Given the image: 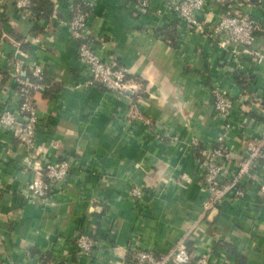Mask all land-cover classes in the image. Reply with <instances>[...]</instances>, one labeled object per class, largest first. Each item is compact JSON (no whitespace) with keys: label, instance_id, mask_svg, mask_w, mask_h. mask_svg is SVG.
<instances>
[{"label":"crops","instance_id":"0c3cea01","mask_svg":"<svg viewBox=\"0 0 264 264\" xmlns=\"http://www.w3.org/2000/svg\"><path fill=\"white\" fill-rule=\"evenodd\" d=\"M14 1L0 0V113L1 100L13 89L12 57L20 66L27 64L25 55L15 53L17 38L29 41L26 51L42 61L51 87L35 96L40 119L36 154L0 130V264H37L40 259L135 264L133 246L165 254L187 233L193 258L237 264L223 246L228 243L246 264H264V168L254 169L258 183L249 186L246 198L225 203L213 215L204 210L201 184L202 151L222 128L210 89L219 84L236 100L229 146L234 161L241 160L250 134L246 127L253 129L254 140L264 132V64L236 67L229 77L227 54L190 31L177 15L165 10L161 16L140 15L137 0H94L90 29L103 34L106 47L128 69L134 89L115 97L102 85L84 87L90 77L80 68L78 42L69 32V0H46L54 5L52 15L34 21L22 18ZM262 1L246 10L261 27L259 47L264 45ZM154 5L163 8L160 2ZM236 74L244 87L236 83ZM138 112L142 121L134 117ZM165 132L170 137H156ZM63 159L75 166L66 194L52 203H28L22 193L37 163ZM234 169L235 164L229 171ZM136 186L145 188L143 207L130 200ZM99 196L107 204L96 202ZM81 229L96 242L90 258L75 246Z\"/></svg>","mask_w":264,"mask_h":264},{"label":"built area","instance_id":"2783aa9c","mask_svg":"<svg viewBox=\"0 0 264 264\" xmlns=\"http://www.w3.org/2000/svg\"><path fill=\"white\" fill-rule=\"evenodd\" d=\"M155 2L163 6L157 9ZM262 0H137L136 11L140 15L161 16L163 11L177 15L179 20L192 32L204 37L212 46L222 49L231 62L226 75L233 77L236 67L247 63L252 66L264 64V45L257 46V32L261 29L258 22L246 10L262 4ZM94 0H69L68 27L70 35L78 42L77 57L80 68L90 79L84 87L102 85L115 97H120L126 91H133L126 67L120 64L117 56L106 47L103 34L90 29V18L94 10ZM15 9L22 18L36 20L37 15L31 11L32 0H15ZM5 38V37H4ZM3 39H0V43ZM28 40L17 41L14 44L15 53L23 54L27 64L20 66L15 56L11 62L9 79L13 89L7 91L3 110L0 113V130L10 133L30 152L36 154V133L40 124L35 96L46 93L50 85L46 80V70L42 61L31 51H23L22 44ZM39 43L38 40L34 42ZM40 52L44 48L37 44ZM15 55V54H14ZM22 64V63H21ZM217 118L222 121L221 132L209 148L202 151L204 163L201 170V184L206 194L203 203L206 212L221 208L227 202L243 200L250 193L249 186L258 183L254 169L264 168V132L259 140L249 136L244 138L245 156L234 161L233 150L229 146V136L233 130L231 116L235 108L233 95L215 84L210 89ZM137 114V115H136ZM134 117L142 121V113ZM157 138L170 137L168 133L156 134ZM176 140V138H174ZM235 169L230 172V167ZM35 177L24 188L23 197L30 204L52 203L59 196L66 194V181L70 177L73 166L68 159L37 163ZM264 192V186H261ZM145 188L136 186L130 193V200L136 207H143ZM100 196L96 202L107 204ZM191 234L187 233L167 253H158L152 249L133 246L130 255L135 264H193L188 245ZM78 254L90 258L96 247L94 236L86 230H80L75 239ZM215 263V262H214ZM208 256H201L195 264H214ZM37 264H51L40 259Z\"/></svg>","mask_w":264,"mask_h":264},{"label":"trees","instance_id":"16d2710c","mask_svg":"<svg viewBox=\"0 0 264 264\" xmlns=\"http://www.w3.org/2000/svg\"><path fill=\"white\" fill-rule=\"evenodd\" d=\"M32 1H33V6L31 7V11L34 14H36L37 17H39V18H41V17H49V16L52 15V13L54 11V5L51 2L46 1V0H32ZM17 39L18 40H16V41H19V42L22 41V39L20 40V38H17ZM27 48H28V44H22L21 49L24 50V52L26 51ZM235 80H236V83L238 85H240L241 87H244V80L241 78L240 75L238 76L236 74L235 75ZM45 81L47 82V79ZM34 103L36 104V101H34ZM223 246L226 249H228L229 252L232 253V255H234L236 257L237 264H246L245 256L242 255L241 253L237 252L230 244L223 243ZM188 247H189V245H188ZM197 259H198L197 257L193 258V264L196 263Z\"/></svg>","mask_w":264,"mask_h":264},{"label":"water","instance_id":"95a60500","mask_svg":"<svg viewBox=\"0 0 264 264\" xmlns=\"http://www.w3.org/2000/svg\"><path fill=\"white\" fill-rule=\"evenodd\" d=\"M218 211H219V208H215V209L212 211V215H213V214H216Z\"/></svg>","mask_w":264,"mask_h":264}]
</instances>
